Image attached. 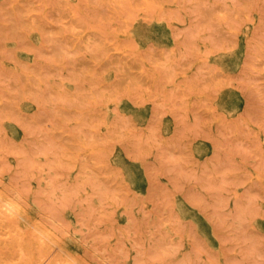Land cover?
Returning a JSON list of instances; mask_svg holds the SVG:
<instances>
[{
	"label": "rangeland",
	"instance_id": "obj_1",
	"mask_svg": "<svg viewBox=\"0 0 264 264\" xmlns=\"http://www.w3.org/2000/svg\"><path fill=\"white\" fill-rule=\"evenodd\" d=\"M0 264H264V0H0Z\"/></svg>",
	"mask_w": 264,
	"mask_h": 264
}]
</instances>
